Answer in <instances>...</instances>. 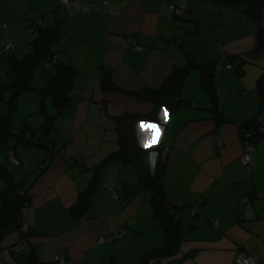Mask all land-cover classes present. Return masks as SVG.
Segmentation results:
<instances>
[{"label": "crops", "instance_id": "1", "mask_svg": "<svg viewBox=\"0 0 264 264\" xmlns=\"http://www.w3.org/2000/svg\"><path fill=\"white\" fill-rule=\"evenodd\" d=\"M78 1L81 9L69 14L62 0H51L55 8L50 22L58 26L64 51L58 58L77 69L70 103L43 135L53 150L41 154L42 147L23 143L15 149L24 166L30 164L25 169L33 168L27 183L31 201L23 209L32 232V255L41 264H138L146 252L164 245V225L155 216L149 189L128 203L111 195L140 182L137 168L121 162L97 167L120 149L118 118L155 108L151 97L156 92L150 98L138 99V94L158 90L175 68L196 61L214 64L218 104L202 86L201 70L192 68L181 87L183 104L173 113L161 108L157 121H141L144 127L159 125L149 145L159 149L151 152L170 149L161 184L187 230L180 252L171 258L184 259L168 263L166 257L159 264H235L240 253L264 264V136L255 143L250 162L241 161L242 126L256 118L264 130V100L257 89L264 74V48L254 50L257 25L225 0ZM39 4L45 15L42 0ZM3 5L8 12L4 17ZM172 6L184 7V15L176 17ZM30 18L31 25L16 23L20 21L9 1L0 0V50L12 47L0 56L5 72L9 54L21 57L19 50L36 35L35 17ZM40 21L45 26L44 18ZM132 38L141 50L130 44ZM235 56L241 63L235 65L240 61ZM104 78L117 89L103 90ZM21 98L23 126L35 141L33 134L46 120L43 114L31 117L40 113V98L34 93ZM44 106L47 114L55 113L49 98ZM163 116L170 117L169 123H162ZM136 134L141 146L144 133L138 124ZM149 155L144 160L152 166ZM96 176L85 214L74 215L72 207ZM4 184L0 182V189ZM194 205L201 206L195 216L189 210ZM114 230L125 235L108 240ZM18 238L15 230L0 239V264H26V257H15L11 250Z\"/></svg>", "mask_w": 264, "mask_h": 264}, {"label": "trees", "instance_id": "2", "mask_svg": "<svg viewBox=\"0 0 264 264\" xmlns=\"http://www.w3.org/2000/svg\"><path fill=\"white\" fill-rule=\"evenodd\" d=\"M225 2L242 8L248 18L257 25L256 33L259 42L254 50L263 49L264 30L261 27V23L263 19L264 0H225ZM38 20L40 19H35L32 22V27L35 29L36 35L30 41V51L22 57L9 54L7 58L8 72H6V78H8L9 81H2L0 83V154L3 153L6 156V160L16 166H24L25 162L23 163L22 159L17 156L15 149L8 146V142L10 137L14 134V123L12 118L18 110L21 96L25 93L30 95L34 93L40 98L42 105L40 112L45 116L46 120L44 127L48 130L52 125L53 118L60 114L70 103L72 99V90L74 88L73 80L77 73V69L72 63L62 59L60 60L57 53L52 50V44L59 40L61 36L57 24L42 26L41 23H37ZM4 29L7 30V26H4ZM132 39L135 40L134 38ZM10 48H12L10 44L2 47L0 56L4 55ZM54 56L56 57L55 60ZM233 58V60H240L239 62H235V65L241 63L240 58H236V56ZM192 68H199L201 70V84L210 93L213 104H218L214 64L198 63L196 61L192 63L190 61L185 67L175 68L161 88L158 90H144L138 94V99H141L142 96H144V98L145 96L150 98L151 95L156 92L155 96L153 98L151 97V99L155 100V108L151 112L147 114L124 113L118 118L116 132L119 138L120 149L108 156L101 165L97 167L99 170L110 162H121L134 165L137 168L140 175V182L117 192L120 196L116 199H122L125 203H128L142 189H149L152 192L150 202L155 210L156 218L164 225L165 242L162 247L154 252H146L139 260L138 264H159L160 260L166 257L169 258L168 263L179 262L184 259V256L171 259L180 252V247L185 239L187 230L180 224L179 220L176 219V208L169 205L166 201L165 191L161 184L167 157L162 158L159 156L157 159L155 158L154 167L146 164L144 160L145 157L154 149L159 148L158 146L148 148L147 150L142 148L137 140L136 126L138 122L141 121H157L161 108H166L169 113H173L183 104L184 100L181 98V87ZM36 79H38V83H34ZM102 89L105 91H114L117 87L110 82L108 78H104L102 80ZM257 89L264 100V74L257 82ZM7 94H9V96H7ZM47 98L51 99L56 109L53 115H49L46 112L44 101ZM3 104L7 105L6 112L2 111ZM260 125L261 123L255 118L244 124L241 129L242 132L244 129L249 130L251 132L250 140L256 143L264 136V130L261 129ZM28 129L29 128L25 126L22 127L18 137L20 143H23L27 147L40 146L52 152L53 144H48L43 138L39 142L32 140ZM243 137L244 136H242V139ZM164 147L162 149H164ZM157 151H161V149ZM10 156L18 160V163L11 161ZM25 166H29V164L27 163ZM14 174V172H10L7 167L0 162V180H5L7 182L6 186L0 189V239L6 233L17 230L19 232L17 244L11 246L13 255L15 257H26V264H41L37 257L31 253L30 236L32 232L29 224L28 233L25 234V238L27 239L30 250L28 253L22 252L20 238L22 235L24 237L21 229L22 220L25 217L23 209L30 203L31 198L28 195L29 185L27 184L26 187L22 186L25 182L28 183V181L24 180L25 182L23 183L22 181L21 184L16 183L13 180ZM91 183L88 191L80 194L77 203L71 209V212L76 216L85 214L92 192L97 184V176Z\"/></svg>", "mask_w": 264, "mask_h": 264}, {"label": "rangeland", "instance_id": "3", "mask_svg": "<svg viewBox=\"0 0 264 264\" xmlns=\"http://www.w3.org/2000/svg\"><path fill=\"white\" fill-rule=\"evenodd\" d=\"M8 1H9V7H10L12 13L16 16V20L20 21V22H16V23H18L20 25L25 24V23H29L31 25V21L30 22L28 21V19L30 17H32V18L35 17L34 20L35 19H41V18L43 20V18H44V22H45L44 25L45 26L51 25L53 23V22H50L51 21L50 19L54 14L55 6H53V4L51 3V0H42V5H43V8L45 10V15L41 11L39 0H8ZM2 9H3V13H1V15L4 17L8 13L7 9H6V5H3ZM26 13H27V15H26ZM29 13H31L30 16H29ZM46 13H47V15H46ZM26 17H27V19H26ZM32 18H30V19L32 20ZM6 23H7V25H9L8 22H6ZM8 27H11V24ZM58 41L59 40H57L56 42H54L52 44V50L54 52H56L59 56L63 57L64 51L62 50L61 44ZM30 49H31V45L29 42L28 44H26V46H25V48H23V50H22V48L19 50V51H21V57L24 56L26 53H28L30 51ZM3 60H4L3 57H0V83L2 81H9L8 78H6L5 68L3 67V65H4ZM34 83H38V79H36ZM7 96H9V94H7ZM49 100H51V99L49 98ZM2 106H3L2 111L6 112L7 105L3 104ZM25 113H28V112H25ZM51 115H53V114H51ZM41 116H42L41 112L40 113H34L31 115V117H33V118H35V117L41 118ZM12 120L14 123V129H13L14 134L10 137L9 142H8V146L12 147L13 149H17L19 147H22V143H20L18 141V137H19V134L21 133L23 124L25 123L24 115L22 114V98L20 100V104L18 105V110L14 114ZM43 122H44V119H43ZM45 131H46L45 127L37 129L35 134H33V137H34L36 142H39L43 138ZM51 139H53V138H51ZM38 148H40V147H38ZM39 151L41 154H43L44 152H46V149L42 147L39 149ZM0 162L2 164H4L10 172L15 173L13 180L16 183L21 184L22 181L24 183L25 181H28L29 179H31L33 176L32 166H30L29 169H25V166H16V165L12 164L11 162L7 161L6 156L3 153L0 154ZM0 182L1 183L5 182V184H7V182L5 180H0ZM26 185H27V182L22 184L23 187H26Z\"/></svg>", "mask_w": 264, "mask_h": 264}, {"label": "built area", "instance_id": "4", "mask_svg": "<svg viewBox=\"0 0 264 264\" xmlns=\"http://www.w3.org/2000/svg\"><path fill=\"white\" fill-rule=\"evenodd\" d=\"M62 3L69 14H73L76 10L81 9V6L78 0H62ZM109 3H110L109 1H104V4L106 5H109ZM172 10L176 17H182L185 13V8L181 6H172ZM37 23L40 24L41 21L38 20ZM129 42L130 44L134 46V48L138 50H141L143 48L142 46L138 45L136 41L133 39H129ZM55 59L56 57L54 56V60ZM216 67L218 68L219 66L217 65ZM215 72H216V68H215ZM242 136H244L242 139L244 149H243V154L241 156V161L243 164H248L250 162V153L254 151L255 149V143L250 140L251 132L249 130L244 129L242 132ZM169 151H170L169 147H164V149H161V151L155 152L156 153L155 158L157 159L159 156H161L162 158H166ZM10 159L14 163H18V160H16L13 156H10ZM111 194L115 198H119L120 196L119 193L115 191H112ZM241 204H242V201H241ZM200 209H201L200 205H194L190 208L191 213L193 215L197 214L200 211ZM21 226H22L21 229L23 231L22 233L24 234V237L22 235V237L20 238L22 252L28 253L30 250V247L28 246L27 239L25 238V234L28 233L29 225L25 217L22 220ZM124 235H125L124 230H114L112 234L108 237V240L115 239V238H118ZM101 241L102 239L100 240V242ZM235 264H260V259L258 257L252 256L246 253H240L236 258Z\"/></svg>", "mask_w": 264, "mask_h": 264}, {"label": "clouds", "instance_id": "5", "mask_svg": "<svg viewBox=\"0 0 264 264\" xmlns=\"http://www.w3.org/2000/svg\"><path fill=\"white\" fill-rule=\"evenodd\" d=\"M162 112H165V109H162ZM169 121H170V117L169 116H163L162 117V123L163 124H167V123H169ZM154 127H159V125H148V127H144L142 122H138L139 131L144 133L143 140L141 141V147L144 148L145 150H147L149 148V145L152 142V139H153V128ZM161 131L163 132V129H161ZM149 138H150V143H149V145L147 147H145V141L147 139H149ZM158 143H159V141H157V144ZM153 147H155V145H153ZM155 157H156V153L155 152H151L150 155H149V158H148L149 162L151 163V165L153 167L155 165Z\"/></svg>", "mask_w": 264, "mask_h": 264}, {"label": "snow or ice", "instance_id": "6", "mask_svg": "<svg viewBox=\"0 0 264 264\" xmlns=\"http://www.w3.org/2000/svg\"><path fill=\"white\" fill-rule=\"evenodd\" d=\"M167 110L165 109V112H166ZM143 130V129H142ZM149 143H150V138L149 139H147L146 141H145V147H147L148 145H149Z\"/></svg>", "mask_w": 264, "mask_h": 264}]
</instances>
